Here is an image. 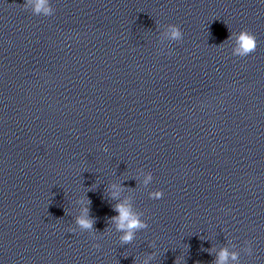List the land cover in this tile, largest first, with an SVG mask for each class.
Listing matches in <instances>:
<instances>
[{"label": "clouds", "instance_id": "obj_1", "mask_svg": "<svg viewBox=\"0 0 264 264\" xmlns=\"http://www.w3.org/2000/svg\"><path fill=\"white\" fill-rule=\"evenodd\" d=\"M24 9H29L31 7V12L33 15H43L45 17L52 16L54 14V8L51 6L50 0H25L22 5ZM168 30L166 35L172 41H181L183 39V32L179 25L169 24L167 26ZM235 36V43L233 47V56L237 57H247L257 49V39L256 36L249 30L243 29L239 33H233ZM232 37L230 36L229 39ZM107 151V147L103 149ZM153 179V175L150 172L145 180L144 184L147 185ZM113 188H117V185H112ZM118 195V191L112 193V197L115 198ZM150 199H161L163 197V192L160 190L153 191L149 193ZM90 203V201H89ZM114 211L118 213L111 217V222L115 223L117 231L122 233L120 239L124 244L130 243L134 237L135 233L141 229H146L149 227L148 223L140 218V214L133 211L132 206L127 202L117 203L114 206ZM77 224L82 229L93 228L94 220L88 216V209L84 210V214L77 218ZM94 248H99V244H93ZM246 251L251 254L252 248L249 244ZM229 259L236 261L238 260V254L235 252L230 253L228 249H222L218 255V259L215 264H228Z\"/></svg>", "mask_w": 264, "mask_h": 264}]
</instances>
